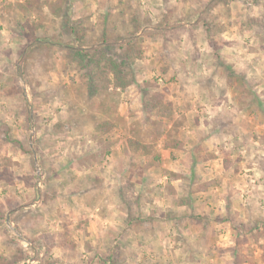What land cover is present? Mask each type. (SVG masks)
I'll list each match as a JSON object with an SVG mask.
<instances>
[{
  "label": "rangeland",
  "instance_id": "rangeland-1",
  "mask_svg": "<svg viewBox=\"0 0 264 264\" xmlns=\"http://www.w3.org/2000/svg\"><path fill=\"white\" fill-rule=\"evenodd\" d=\"M23 1L0 0V256L23 249L19 264H100L95 248L116 240L125 264H264V0H66L87 39L125 33L134 15L144 24L136 83L109 87L102 105L84 70L47 44L71 39L63 21L46 8L23 14ZM140 88L163 93L170 110L146 113ZM195 146L194 189L208 198L176 205L189 197L180 177L174 204L152 210L143 174L168 188L170 175L150 170L174 158L171 148ZM122 187L134 189L132 230ZM60 233L72 248L48 250Z\"/></svg>",
  "mask_w": 264,
  "mask_h": 264
},
{
  "label": "trees",
  "instance_id": "trees-1",
  "mask_svg": "<svg viewBox=\"0 0 264 264\" xmlns=\"http://www.w3.org/2000/svg\"><path fill=\"white\" fill-rule=\"evenodd\" d=\"M35 5L32 6V0H25L18 3V9L26 14L31 9L37 14L43 13V9L46 8L49 13L55 17L60 18L63 22L60 24V30L63 34L70 36L68 42L53 43L51 39H48V45L58 44L64 48V58L69 64H72L73 68L84 70L82 82H86L87 93L89 96L98 97L102 105V98L105 96V92L111 87L113 90H123L128 86L136 83L135 73L133 70V63L136 59L142 55V47L137 42L135 33L138 32L143 26V22L139 19V16L134 15L130 18V24L132 28L126 30L125 33H109L102 28L98 36L88 35L86 31H83L82 23L78 19H74L68 14V4L66 0H34ZM204 17V16H203ZM202 17V20H204ZM205 21V20H204ZM209 30L208 26L205 27ZM121 40V41H119ZM39 45L34 43L30 48V52ZM114 48L120 53H114ZM29 56V55H28ZM232 73V72H231ZM98 80H104L107 86L99 85ZM28 85V80L25 79ZM19 91L21 88L16 85ZM141 92V104L142 109L146 113L166 114L170 110L169 103L166 102L163 93L155 91L150 93L145 88H140ZM101 132H107L112 125L104 121L97 124ZM94 138L98 141V134H93ZM100 141V139H99ZM133 145L135 149H142L144 153H150V147L145 144H141L138 140L127 139V144ZM153 160L159 161L160 155L158 153L152 154ZM225 164V163H224ZM126 188V187H125ZM134 193L133 188L127 189ZM123 190V187L118 191V197L121 204L126 208V216L124 222L126 229L132 230L134 221V212L131 206L129 192ZM135 204L138 207L141 205V198L135 194ZM1 212V211H0ZM2 216V215H0ZM142 216V214L140 215ZM150 219V217H147ZM153 220V219H152ZM46 248L49 250L55 244L64 247L72 248L70 242L65 239V236L61 233L58 235H49L47 241H45ZM96 258L100 264H125V258L122 254V248L114 241V243L104 250L95 248ZM27 257L23 249L17 250V253L10 257L0 256V264H19L22 259Z\"/></svg>",
  "mask_w": 264,
  "mask_h": 264
},
{
  "label": "crops",
  "instance_id": "crops-1",
  "mask_svg": "<svg viewBox=\"0 0 264 264\" xmlns=\"http://www.w3.org/2000/svg\"><path fill=\"white\" fill-rule=\"evenodd\" d=\"M196 148H198V146H195L192 150H189L186 147H183L182 149L171 148L170 149L171 154H172V156H174L175 159L174 158L173 159L170 158V160H168V163L165 160L163 165L162 164H159V165L157 164L155 167L154 166L152 167V169L150 171L155 170L154 171L155 174L153 176H157L160 172L167 173L168 175H170L169 179H172V180H170V184L171 185L169 184L168 188H164V186L163 187H159V186L153 185V182L156 181L154 179L155 177H148L146 175V173L143 174V176H145V181L144 180H142V181H143V183H145L144 186L146 185V187L148 188V189H145V190L142 189L145 192L144 194L148 195V200L145 201V203L147 204V206L151 205V204H155L154 205L155 207L153 206L152 210H154V209L156 210L157 209V210L160 211L161 209H163V208H165L167 206H170L171 205L170 203L174 204L173 201H175L178 198V196L180 195L179 187H178L179 186L178 185V180H179L180 177L185 182H187L186 185L183 184L184 185V189L187 192L183 191V193L186 196H189V197H187V199L185 198L184 200L180 199L181 202L180 201L176 202V205H181V206L182 205L186 206L188 204L189 205H194L196 200H197V202L198 201H204L205 202L206 198H208L207 197L208 192L204 191L203 188H201V189L199 188L200 190H198L197 192L194 189V186H195L197 180L196 179L192 180V178H194L195 172L193 171V169H195L196 166L193 167V164L191 163V161L193 159L190 158V156H192V157H196L197 156L198 153L195 152ZM197 161H199V160H197ZM203 164H206V166L211 164L210 158L206 159V160H203L202 165ZM203 166H205V165H203ZM223 166H224V164L222 163V167ZM205 168H208V167H205ZM168 169H169V171H168ZM156 172L158 174H156ZM158 176H160V174ZM162 178H167L166 174H164ZM159 195H162V197H160ZM217 198H218L217 201H220V199L221 200L223 199L222 195H220L219 193L217 194ZM162 206H165V207H162ZM152 221L155 222L156 220L153 219Z\"/></svg>",
  "mask_w": 264,
  "mask_h": 264
}]
</instances>
